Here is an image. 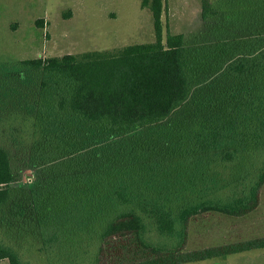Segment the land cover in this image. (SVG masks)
I'll use <instances>...</instances> for the list:
<instances>
[{"label":"trees","instance_id":"16d2710c","mask_svg":"<svg viewBox=\"0 0 264 264\" xmlns=\"http://www.w3.org/2000/svg\"><path fill=\"white\" fill-rule=\"evenodd\" d=\"M142 6L151 11L154 42L0 65L8 76L25 73L45 93L28 100L24 89L15 90L23 93V107L35 116L34 147L44 145L42 153L29 157L44 176L30 191L44 243L59 242L64 233L85 232L97 221L102 230L96 232L95 264H183L263 247L264 239H259L186 251L190 223L198 216L243 215L258 205L264 171L251 192L226 203L206 199L202 192L199 201H183L172 192L178 183L163 173L173 172L164 170L166 165L183 166V174L201 178L213 190L207 182L217 186L218 181L205 180V173L215 162H232L247 146L264 141V33L257 35L254 52L232 53L220 69L217 86L230 81L227 94L234 103H225L220 89L221 96L197 112L199 122L184 114L174 126L167 120L194 90V53L184 34L168 32L164 39L165 0H143ZM218 15L211 0H201L204 22ZM169 145L175 155L165 152ZM19 177L10 151L0 145V208L10 203V185ZM51 190L55 192L46 196ZM146 219L168 242L148 238ZM5 259L24 264L17 250L0 245V261Z\"/></svg>","mask_w":264,"mask_h":264},{"label":"rangeland","instance_id":"374dc122","mask_svg":"<svg viewBox=\"0 0 264 264\" xmlns=\"http://www.w3.org/2000/svg\"><path fill=\"white\" fill-rule=\"evenodd\" d=\"M142 1L0 0V65L9 67L16 62L40 57L77 55L154 42L152 14L142 6ZM211 1L219 9V15L204 22L201 0H165L162 15L164 39L168 32L184 34L187 47L194 53L190 61L193 93L190 101L175 110L167 120L170 125L174 123L175 126L177 117L184 114L199 122L202 116L197 112L208 109L205 103L221 96L220 89L226 93L225 103L233 102L234 96L227 94L230 81L223 82V87L217 86L221 79L220 69L232 53L254 52L257 35L264 33V0ZM39 21L43 22V27L39 26ZM2 70L1 77L5 82L0 80V145L10 151L20 177L10 185L13 191L10 203L0 208V245H10L17 250L24 264H95L99 243L96 232L102 230V223L95 221L85 232L62 233L61 241L44 243L46 234L39 225L30 193L44 176L42 167L32 166L29 158L34 152L42 153L44 145L34 147L36 119L23 107V93L15 90L24 89L28 100L40 98L45 93L37 83L29 82L25 73L8 76L7 68H1L0 74ZM234 88L238 93L242 87L239 84ZM245 94H240L241 99ZM38 147L42 150L39 151ZM169 147L165 152L175 155L172 145ZM179 155L171 160H177ZM176 166L174 163L171 167L166 165L164 170L173 172L163 173V177L178 183L172 192H179L176 196L183 201L185 198L199 201L201 192L206 199L222 203L230 202L229 198L232 201L242 199L245 193L251 192V187L257 185L264 171V141L247 146L232 162H215L213 169L205 173V180L215 178L218 181L217 186L207 182V186L215 187L213 190H208L201 178L192 180L188 174H183V166L179 165L180 169ZM184 183L189 185L187 190H183ZM53 192L55 190L46 192V196ZM175 204L180 205V202ZM218 214L205 213L191 221L188 249L189 246L197 248L211 242L218 243L219 223L202 221ZM146 223L150 240L168 242L158 236L149 219ZM64 228L69 229L68 226ZM219 263L206 260L190 264ZM0 264L9 262L5 259Z\"/></svg>","mask_w":264,"mask_h":264},{"label":"crops","instance_id":"0c3cea01","mask_svg":"<svg viewBox=\"0 0 264 264\" xmlns=\"http://www.w3.org/2000/svg\"><path fill=\"white\" fill-rule=\"evenodd\" d=\"M202 221L205 223H219L220 232L218 243L211 242V244L197 248H191L189 246L188 249V239L186 251H196L209 247L232 246L248 241L264 239V188H262L259 192L258 205L251 211L243 215H228L219 213L218 215L205 218ZM206 260H210V262L213 261L214 263L215 260H217V263L220 262L219 264H264V246L245 249Z\"/></svg>","mask_w":264,"mask_h":264}]
</instances>
